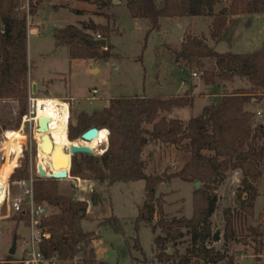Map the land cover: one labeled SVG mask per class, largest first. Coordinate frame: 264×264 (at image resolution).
Listing matches in <instances>:
<instances>
[{"label": "trees", "instance_id": "obj_1", "mask_svg": "<svg viewBox=\"0 0 264 264\" xmlns=\"http://www.w3.org/2000/svg\"><path fill=\"white\" fill-rule=\"evenodd\" d=\"M25 1L0 0V100L18 101L19 121L16 128L28 110V17L37 13L34 5L26 10ZM88 1H92L99 9H106L113 0ZM125 1L133 18L148 19V33L160 29L162 17H212L210 38L215 43L224 39L229 27L236 23V17L264 13V0ZM223 2L229 3L216 11L215 7ZM114 30V25L111 27L83 21L79 25L56 28L53 35L58 45L68 47L72 59L109 60L112 55L110 35ZM97 35L107 40L105 48L90 43V39H97ZM173 53L180 66L187 67L192 73H199L206 85L214 87L218 81H233L235 77H240L247 79L250 86L224 93L187 123L161 114L174 107L193 106L195 97L191 87L184 95L113 97L103 111L83 113L76 126L69 124L68 137L71 141L93 127L109 130L106 151L99 155L75 154L70 175L96 181L105 187L116 182L144 180L146 198L139 207L135 229L137 231L144 224L153 233L157 229L161 230L162 233L154 239L160 248L157 259L162 263L173 260L175 264H189L186 254H177L175 251L169 253L170 247L167 246L168 242L172 243V247L178 245V241L188 234L192 243L198 245L197 257L218 263L224 260V256L207 245L213 234L211 217L217 209V196L213 190L224 181L229 171L241 170L244 192L240 196L241 209L248 215H254L259 190L252 181L258 180L263 174L264 124L256 123V112L248 104L254 105L256 102L253 103L252 99L258 93L264 94V49L249 53L218 52L205 40L189 35ZM17 131H8L7 138L12 135L10 140L20 138L22 132ZM160 144L176 146L190 154L179 171L147 173L145 151L151 145ZM30 174V166L26 162L24 166L16 167L10 178L16 181L28 179ZM174 177L190 183L200 181L202 184L201 188L194 191L191 218H170L164 212L163 197L156 198L157 186ZM34 196L38 203H47L55 209L41 223L50 234L40 244V251L45 258L56 257L57 262L68 264H110L97 257L93 247L98 237L96 232L83 229L88 201L62 195L58 180L43 176L34 181ZM17 213L18 219L28 220L24 212ZM156 213L159 218L155 222ZM224 216L225 239L237 242L246 240V237L240 238L236 233L232 211L225 210ZM109 220L114 221L110 223L117 232L121 230L116 217ZM250 230L254 263L260 264L264 252V233L257 228L250 227ZM134 248L141 250L137 239ZM230 264H234L233 259Z\"/></svg>", "mask_w": 264, "mask_h": 264}, {"label": "rangeland", "instance_id": "obj_2", "mask_svg": "<svg viewBox=\"0 0 264 264\" xmlns=\"http://www.w3.org/2000/svg\"><path fill=\"white\" fill-rule=\"evenodd\" d=\"M228 3L218 4L215 10L218 11ZM31 5L36 7L37 13L28 17L27 104L31 92L39 98H64L71 104L70 124L74 126L77 125L81 114L103 111L113 97L170 96L181 90V95H184L191 87L195 97L193 106L173 108L161 114L166 118H181L187 123L191 117L199 115L205 106L216 101L224 93L250 86L247 79L235 77L233 81H218L213 87L206 85L199 73L193 76L190 69L180 66L175 61L173 51L179 49L189 35L205 40L218 52L249 53L264 49V13L236 17V23L229 27L224 39L215 43L210 38L213 18L208 16L162 17L160 29L148 33V19L133 18L125 0H113L106 9H99L88 0L25 1L26 10H29ZM32 16L34 19L30 26ZM83 21L115 26L110 35L112 55L109 60L72 59L68 47L56 43L53 35L56 28L70 24L79 25ZM32 29H36V32ZM31 78L38 83V88ZM92 89H98V93L96 99L90 103L88 98L93 95ZM253 99L256 103L253 105L249 102L248 107L256 112V123L264 124V94L258 93ZM18 112V101L0 100V264H21L19 260L25 255L30 242L28 220L18 219V213L12 207L14 198L21 195V188L16 184V180L9 177L17 163L10 160L18 157V167L28 162L30 172L36 174L39 146L36 133L30 124L22 126L21 118L19 127H15L19 121ZM258 112H261V115H258ZM10 130H19L16 133L22 132V136L10 140L13 136L7 138V132ZM96 155H99L97 150ZM144 155L148 161L147 173L153 174L165 170L175 173L190 157L183 149L167 144L151 145ZM261 169L262 177L252 181L259 190L254 215H248L241 209L240 196L244 193L241 187V170L229 171L224 181L218 183L213 190L217 196V209L211 217L213 234L207 245L223 255L224 260L214 263L197 257L198 245L192 243L188 234L178 241V245L172 247V243L168 242L169 251L186 254L190 260L189 264H230L232 259L234 264H255L250 227L264 233V164ZM79 179L58 180L59 192L76 200L89 202L87 218L83 220L82 225L85 231H94L98 235L93 247L99 260L110 264H175L173 260L162 263L157 259L160 248L154 243V239L157 234L162 233L160 229L153 233L151 228L144 224H141L137 231L135 229L139 207L146 198L144 180L116 182L105 187L104 184L93 180L80 177ZM7 188L9 198L2 204ZM196 189L195 183L174 177L160 183L155 195L156 198L163 197V209L170 218H191ZM48 209L49 214L55 211L49 205ZM227 209H230L235 217L237 235L240 238L246 237V240L237 242L225 239L224 212ZM112 217H116L121 226L118 232L111 225L114 221L109 219ZM158 218L159 214L156 213L155 222ZM15 234L18 236L17 252L10 255L9 250ZM136 239L141 250L134 248ZM262 239L264 240V237ZM61 263L55 261L54 264ZM260 264H264V252Z\"/></svg>", "mask_w": 264, "mask_h": 264}, {"label": "built area", "instance_id": "obj_3", "mask_svg": "<svg viewBox=\"0 0 264 264\" xmlns=\"http://www.w3.org/2000/svg\"><path fill=\"white\" fill-rule=\"evenodd\" d=\"M101 35H97V39H101ZM193 76H197L198 73L193 72ZM92 96H90L88 99L90 103H92L96 99V94L98 93V89H92ZM60 100L65 102L68 105L69 115L67 117V125L69 130V124H70V117H71V104L64 98H57V97H46V98H39L32 95V92L29 96V104H28V110L27 112L22 116V126L25 124H30L31 129L37 133L38 127H39V117L38 112L40 109H43L46 111L47 109L54 107L56 102ZM258 115H261V112H258ZM52 119H50L49 122V128L51 127ZM105 129V128H103ZM102 129L99 130V132ZM107 130V138L105 140H102V138L99 139V147L96 149L99 154H102L106 151L108 147V134L109 130ZM52 135V134H51ZM38 141V140H37ZM80 145V144H77ZM39 146V142H38ZM39 150V147H38ZM18 167V164L17 166ZM15 167V168H16ZM37 177H41L39 174V170L37 167V172L34 174L31 171L30 177L28 179H21L17 180L16 184L20 186L21 188V195L18 197H15L12 202V207L15 212H24L28 216V223L30 228V242L29 247L25 250V255L21 257L19 262L21 264H54L55 258H45L43 254L40 251V244L43 241V239H48L50 237V234L43 229L41 226L42 219L49 215L48 213V205L44 202L38 203L35 200L34 196V181ZM63 180V179H61ZM77 180H80L77 178ZM79 187V184L78 186ZM9 198V192L7 188V196L4 200H8ZM4 202L2 204H4ZM1 205V204H0Z\"/></svg>", "mask_w": 264, "mask_h": 264}, {"label": "bare ground", "instance_id": "obj_4", "mask_svg": "<svg viewBox=\"0 0 264 264\" xmlns=\"http://www.w3.org/2000/svg\"><path fill=\"white\" fill-rule=\"evenodd\" d=\"M56 104L57 105L47 109L46 111L40 109L37 115L39 118L47 117L52 119L49 131L36 133V139L39 142V161L37 167L41 172L52 173L59 169H67L69 167L70 155L66 152V148L72 144L87 145L96 150L99 147V139L102 138V140H105L107 138V130L102 129L99 132V136L91 142L85 141L82 135L76 140L71 141L68 137V105L60 100H58ZM13 151L15 152L16 150ZM16 152L18 153V151ZM12 160L17 162L18 157Z\"/></svg>", "mask_w": 264, "mask_h": 264}, {"label": "water", "instance_id": "obj_5", "mask_svg": "<svg viewBox=\"0 0 264 264\" xmlns=\"http://www.w3.org/2000/svg\"><path fill=\"white\" fill-rule=\"evenodd\" d=\"M115 1L117 2L119 0H115ZM90 43L95 45V46H100V47L105 48L107 45V40L103 39V38H101V39H90ZM49 122H50V118H47V117L40 118L39 119L38 132L49 131ZM82 136H83L85 141L91 142L99 136V129L97 127L90 128L89 130L84 132L82 134ZM66 152L70 155L69 167L67 169H59L56 172L54 171L52 173L39 171V174L43 177L54 178L56 180L67 179L70 175L72 158L75 154L84 153V154H89V155H96V150L92 149L91 147H89L87 145L72 144L71 146L66 148ZM195 186L197 189H199L201 187V182L200 181L195 182ZM94 195H95V193H94ZM94 200L97 202L96 196H94ZM17 240H18V236H17V234H15L13 237L12 246L9 250L10 255L16 254ZM169 253H171V251H169Z\"/></svg>", "mask_w": 264, "mask_h": 264}, {"label": "crops", "instance_id": "obj_6", "mask_svg": "<svg viewBox=\"0 0 264 264\" xmlns=\"http://www.w3.org/2000/svg\"><path fill=\"white\" fill-rule=\"evenodd\" d=\"M33 19H34V16H32V19H31V25L30 26H32V24H33ZM161 20V19H160ZM32 31L33 32H36V29H32ZM50 32L52 33V31L50 30ZM180 65V64H179ZM93 70H94V67H93ZM34 80L35 81V79L34 78H31V80ZM36 82V81H35ZM36 85H37V88H38V83L36 82ZM34 88H36V86H34ZM181 89V88H180ZM182 91V90H181ZM180 91V92H181ZM180 92H175L174 94H172V95H181V93ZM172 95H170V96H172ZM57 98H61V97H57ZM256 100L255 99H253L252 100V102L254 103ZM174 108H179V107H174ZM173 109V108H172ZM171 109V110H172ZM170 110V111H171ZM178 119H181V118H178ZM182 120V119H181ZM183 121V120H182ZM11 162H13L14 160H10ZM6 162V161H5ZM17 163H18V161H17ZM17 163H16V165L13 167V168H15L16 166H17ZM5 164V163H4ZM12 171H13V169H12ZM12 171H11V173H12ZM11 173L9 174V177H10V175H11ZM9 177H8V180H9ZM74 179L75 177H72L71 175H69V177L67 178V179ZM78 178V177H77ZM77 178H75V179H77ZM97 203V202H96ZM83 223V222H82ZM83 226V225H82ZM84 229V228H83ZM17 252V251H16ZM61 264H68V263H66V262H62Z\"/></svg>", "mask_w": 264, "mask_h": 264}]
</instances>
